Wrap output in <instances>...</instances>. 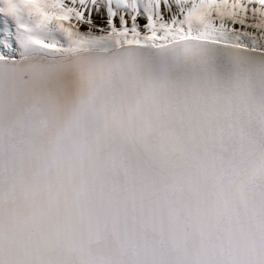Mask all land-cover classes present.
Listing matches in <instances>:
<instances>
[{"label": "snow or ice", "instance_id": "1", "mask_svg": "<svg viewBox=\"0 0 264 264\" xmlns=\"http://www.w3.org/2000/svg\"><path fill=\"white\" fill-rule=\"evenodd\" d=\"M0 264H264V0H0Z\"/></svg>", "mask_w": 264, "mask_h": 264}]
</instances>
